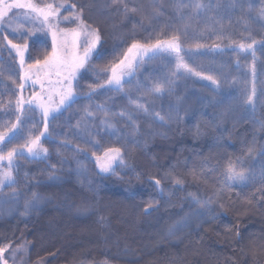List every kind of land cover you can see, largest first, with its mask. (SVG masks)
<instances>
[{"label":"trees","instance_id":"obj_1","mask_svg":"<svg viewBox=\"0 0 264 264\" xmlns=\"http://www.w3.org/2000/svg\"><path fill=\"white\" fill-rule=\"evenodd\" d=\"M34 1L67 4V14L80 15L87 30H98L100 43L89 61L90 70L79 75L75 103L48 124L51 137L46 134L42 139L47 157H21L17 186L6 196L0 193V201L5 202L0 207V232L7 226L12 231L0 237V248L5 249L0 254L2 264H147L150 260V264H264V228L255 232L236 212L239 206L247 207L264 217V174L243 184H231L224 174L230 164L245 168L264 158V16L260 15L264 0H198L205 5L199 14L193 8L197 0ZM72 4L75 10L69 7ZM20 12L12 10L5 21H14ZM40 31L38 36H25L31 62L51 51L50 39ZM4 35L14 43L17 38L0 27V53L6 59L9 47ZM172 35L180 36L184 63L199 75L173 77V58H145L122 91L105 84L110 72L102 70L122 60L133 42L154 43ZM253 41L250 51L234 50ZM12 62L2 61L0 67L17 76ZM207 77L219 81L218 90ZM157 83L164 85V96L151 93ZM17 85L19 80H12L11 86ZM89 86L96 87L91 98L86 95ZM1 88L0 111L10 105ZM131 101L144 103L148 112H137ZM105 112L118 130L115 134L102 126ZM121 112L131 121L117 115ZM153 113H159L164 123ZM38 128L34 135L43 130L41 124ZM109 148L121 149L123 163L105 174L99 171L96 157ZM165 186L189 189L183 191L188 209L195 214L202 209L206 215L195 227L188 226L180 239L129 258L77 243L65 248L51 244L54 238L87 230L98 223L97 216L104 215L110 228L116 225L124 233L118 221L126 225L131 235L124 233L128 238L124 247H136L135 242L148 238L140 220L149 212L150 199ZM198 190L208 192L200 209L197 199H192ZM214 195L220 201L217 207L211 204ZM255 239L259 249L250 253L247 245ZM202 250L215 255L203 261L198 257Z\"/></svg>","mask_w":264,"mask_h":264},{"label":"snow or ice","instance_id":"obj_2","mask_svg":"<svg viewBox=\"0 0 264 264\" xmlns=\"http://www.w3.org/2000/svg\"><path fill=\"white\" fill-rule=\"evenodd\" d=\"M0 27L9 28L14 34L19 36H32L35 33L31 29L24 30L21 25H16L13 27L11 20L7 23L5 22V17L8 12L12 9H26L24 13V19L26 22L39 23L42 30L51 34L52 47L51 51L43 55V59H35L34 63L25 66V54L28 51V44L25 43H13L12 40L7 39V35H4V40L6 44L10 46V51L15 50V54L18 58L19 67L23 71L21 77L22 81H30L31 86H35L39 83L42 91H45L44 84L47 82L50 87L47 89L46 97L41 95V93H35L27 101L22 97H18L15 101V123H12L7 131H0V145L5 142V138L10 142L17 135L23 132V124L25 122L24 109L27 107L29 110L39 109L42 116L43 130L40 131L38 135H32L30 130L24 140V143L16 145L3 154L0 151V163L6 162L7 169H0V186H4L7 182L8 184L15 183L13 178L12 166L14 157L17 155H28L32 159L46 158L48 149L43 147L41 144V137L50 138L51 134L48 132V118L51 115L55 118V114L61 109H67L73 103H75L78 98L76 92V87L74 82L78 83L77 77L81 71H89L90 65L89 61L94 51L97 49V45L100 43V35L98 30L85 31L86 25L81 19L80 15H68L61 17V8L65 7L63 2L59 4L47 3V4H37L34 0H12L11 3L5 4V0H0ZM69 7L75 10L76 5L72 4ZM181 8L183 5L180 6ZM196 11L195 14H199L205 9V5L197 2L193 5ZM261 16H264V9L260 12ZM79 21L78 27L74 29H63L59 25L61 22L64 23H76ZM83 36V50L81 51V37ZM252 44L245 45L240 43L234 49L236 51H250L253 48ZM199 46L197 45V48ZM182 47L179 35H172L169 39H157L154 43H141L139 41L133 42L124 54V58L120 60L117 64L110 66L108 69L102 70L103 74L108 75V79L105 84L116 91L123 90V83L125 77L129 79L133 75V62L143 60L145 57L148 59H154L157 57H171L175 60V69L172 72L173 77L179 78L180 76L186 75H199L194 74L184 63L183 56L181 55ZM185 51L191 52V49ZM138 62V61H137ZM127 69V71H125ZM35 70V71H33ZM119 70V71H118ZM42 72L43 76H38L37 79L33 80L32 77ZM56 79L53 81L52 77ZM216 86L214 90H218L219 81L213 80L212 77H207ZM169 83H174V81H169ZM55 84L56 87H51ZM97 87H104V85H98ZM19 89L24 88V83L22 82ZM96 87L89 86L87 89V97L91 98L92 94L95 93ZM151 93L156 96H164L166 94V89L163 84H155L151 89ZM167 91H170L168 89ZM55 98V99H54ZM137 112H148V107L144 103H139L138 101H131ZM249 105H251L252 100L249 98ZM97 108L103 110V105H97ZM117 115L121 118H127L131 121V116H126L125 113L121 112ZM154 118L159 123H164L163 117L159 113H153ZM88 118H94L93 114L86 112ZM105 118L102 120V126L109 130L112 134L118 131L115 126L110 122L108 114L105 112ZM97 146H99L98 141H90ZM71 146V145H67ZM76 151H82L79 146H76ZM119 159L120 163H123L122 151L119 148H109L107 149L103 156H97L96 160L99 162L102 171L108 172L113 170L112 164L114 161ZM225 176L228 181L233 184L245 183L247 176L243 171H237V169L231 164L225 170ZM157 185L160 181H155ZM179 183V181H177ZM223 205H221V208ZM5 251L4 248H0V254ZM6 264V262H5Z\"/></svg>","mask_w":264,"mask_h":264},{"label":"rangeland","instance_id":"obj_3","mask_svg":"<svg viewBox=\"0 0 264 264\" xmlns=\"http://www.w3.org/2000/svg\"><path fill=\"white\" fill-rule=\"evenodd\" d=\"M12 0H5V4L11 3ZM35 2V1H34ZM39 2V1H37ZM36 3V2H35ZM48 3H55L59 4L61 1H49ZM37 4H47V3H37ZM3 5H0L2 7ZM15 9V8H14ZM12 9V10H14ZM11 10V11H12ZM20 10L21 12L16 15L13 20L11 21L13 27L16 25H21L24 30L31 29L35 34L32 36H38L39 33H41V26L40 24L37 23H31V22H26L24 19V13L27 11L26 9H17ZM68 10L67 4H65L64 8H61V17L63 16H68V15H73L71 13H66ZM11 11L8 12L7 16L5 19L9 16ZM6 22V21H5ZM64 23L61 22L59 27L63 29H74L78 27V23ZM7 23V22H6ZM72 25H75L76 27H72ZM10 30L9 28H7ZM87 30V29H86ZM94 29H88L87 31H91ZM11 33H13L10 30ZM44 34L50 39L49 43L51 44L52 47V40H51V34L46 32V30H43ZM14 34V33H13ZM17 38V42L15 43H27V41H24L26 39L25 36L21 37L18 34H14ZM30 36V37H32ZM48 39V40H49ZM83 36L81 37L80 45H81V51L83 50ZM14 43V42H13ZM28 44V43H27ZM99 44L97 45L98 48ZM7 50V57L6 59L2 57L0 53V60L8 62L9 64H13L12 61L15 62L16 65V71H17V76L15 74L12 75L14 71H12L11 74L8 73V71H4L3 67H0V85L2 86V94L4 97H7L10 105L9 109L8 108H3L0 112V131H7V128L12 124L15 123V101L18 97L22 96L26 101L32 97L35 93H41V95L45 96L47 95V89L50 87V85L45 82L44 84V89L45 91H42L40 88L39 83H37L35 86H31L30 81H22L21 77L23 75L22 69L19 67V62L18 58L15 54V50L10 51V46H8ZM97 50V49H96ZM0 51L3 52V49L0 48ZM93 52L91 58L93 57L94 53ZM90 58V60H91ZM124 58V57H123ZM122 58V59H123ZM147 58V57H145ZM144 58V59H145ZM14 59V60H13ZM0 61V64L2 63ZM138 61V62H137ZM137 61L133 62V73L135 72L136 68L140 64L141 60H139V57H137ZM34 62H31L29 57H28V51L25 54V66L28 64H31ZM35 71V70H33ZM119 71V70H118ZM127 71V69H125ZM80 75V74H79ZM43 76V73L40 72L37 75H34L32 77L33 80L37 79V77ZM79 76L77 77L78 80ZM19 80V85L23 82L24 83V88L19 89L17 85L15 88L11 86L12 80ZM53 81L56 79L54 76L52 77ZM128 79V77H125V81ZM125 81H122L124 83ZM76 82H74V86L76 87ZM3 87H5L3 89ZM51 87H56L55 84L51 85ZM55 99V98H54ZM64 109H61L58 113L55 115L59 114L61 111ZM24 115H25V122L23 124V132L17 135L14 139H12L10 142L7 141V138H5V142L0 145V151H2L3 154H6L9 149L12 147H15L16 145L24 143V140L28 134V132L31 130L32 135H34L35 129H39L38 125L43 128V123H41V113L39 109L36 110H29L27 107L24 109ZM53 117L50 115L48 118V124L51 121ZM40 119V120H39ZM37 127V128H36ZM42 131V130H41ZM40 132V131H39ZM42 139L44 137H41V144H42ZM48 155V154H47ZM46 155V157H47ZM100 156V155H99ZM103 156V155H101ZM21 157H25V159H32L30 158L27 154L26 155H17L14 157L13 160V166H12V172H13V178L15 180V183L8 184L7 182L5 183L4 186H0V193L2 192L3 195L6 196V193H8L11 189L15 188L17 186V182L19 181L17 171H18V166L20 164V160L23 159ZM119 163V159L113 162L112 164V169L117 166ZM97 167L99 171L102 173H110L111 171L105 172L102 171L99 165V162L96 160ZM0 169H7V163L3 162L0 163ZM237 171H243L245 175L248 177L246 182H249L253 180L255 177L260 176L264 174V158L259 161L256 160L253 165H250L245 168H237ZM115 178V177H114ZM230 182V181H229ZM245 182V183H246ZM231 183V182H230ZM233 184V183H231ZM236 184H243V183H236ZM183 191H190L189 189H182L181 187L179 189H174V188H169V186H165V188H161L159 191L156 192V195L154 198H151V205H148V210L149 212L143 216V218L140 220L141 225L143 226L142 233L143 235L146 234L148 236L147 239L144 240V238L140 239L139 241L135 242L137 243L136 247H128L125 248L124 246L128 244L126 241L128 240V236H130V231L127 228L126 225H123L121 221H118V224L121 226L122 231L125 233H122L121 230L115 226L113 228H110L108 221L106 220L105 216L102 215L100 217L97 216L98 218V223L93 224L87 230H81L80 232L76 234L69 233L68 235L60 238H54L51 241V244H54L53 246L55 247H60V248H65L66 246H73L76 243L79 245H82L84 248H91V249H96V250H102L106 254H111V255H116L119 257L123 258H129V257H136L139 255H146L147 252L152 251L155 249L157 246L161 245L163 242L168 241V240H178L182 237V234L188 229V226L195 227L196 225L199 224V219L201 216L205 215L203 213V210L200 208H203V204L208 200L206 198L208 196V192H202L201 190H198L200 192L193 193V198L192 199H197L196 203L198 202L199 205V211L198 214L192 213L193 210L191 208L188 209V203L189 199L187 198V194ZM203 195V196H201ZM212 198V197H211ZM200 199V200H199ZM2 200V198L0 199ZM211 200V199H209ZM3 203L0 201V207H2ZM211 204L214 206H219L220 201L219 198L214 195L213 199L211 201ZM5 205V204H4ZM4 211V210H3ZM238 215H241V217H245L247 221L249 222L248 225L251 226V228L254 229V231H261V229L264 228V217L263 215L259 213L252 212L251 209L247 207H241L239 206L236 210ZM206 216V215H205ZM204 216V217H205ZM189 227V228H192ZM46 228H48V225H46ZM13 229V227H12ZM119 230V231H118ZM11 228L4 227L3 230L0 232V237L6 236L7 234L11 233ZM258 239V238H256ZM254 240L252 244L247 245V250L250 253H254L256 249H259V243H257V240ZM130 240V239H129ZM143 240V241H142ZM131 241V240H130ZM134 243V244H135ZM86 246V247H85ZM121 246L124 248L122 249ZM193 256V252L190 253ZM215 255L212 251H205L202 250L200 256H198V253L196 252L195 257L201 258L203 261H207V258L213 257ZM203 257V258H202ZM207 257V258H205ZM152 261L150 260L147 262V264H150ZM154 262V261H153ZM0 264H2V261L0 260ZM108 264H114V263H108Z\"/></svg>","mask_w":264,"mask_h":264}]
</instances>
